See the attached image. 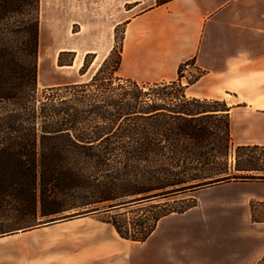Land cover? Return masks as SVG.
<instances>
[{"label": "trees", "instance_id": "trees-1", "mask_svg": "<svg viewBox=\"0 0 264 264\" xmlns=\"http://www.w3.org/2000/svg\"><path fill=\"white\" fill-rule=\"evenodd\" d=\"M39 16L40 0H0V234L96 211L120 238L144 243L161 219L196 206L163 200L264 182V146L233 147L219 102L188 98L181 68L169 83L120 77L122 44L89 82L39 92ZM73 60L61 52L58 64ZM131 211L143 215L129 219Z\"/></svg>", "mask_w": 264, "mask_h": 264}, {"label": "rangeland", "instance_id": "rangeland-1", "mask_svg": "<svg viewBox=\"0 0 264 264\" xmlns=\"http://www.w3.org/2000/svg\"><path fill=\"white\" fill-rule=\"evenodd\" d=\"M127 1L40 0L39 92L55 87L51 85L57 84L60 77L77 73L76 69L80 63L84 65L89 53H83L85 46L95 50L97 57L88 58L89 69L86 68L83 81L91 80L115 48L108 66L113 65L123 32L121 27L112 31L113 24L154 5L153 0H130L135 1L132 2L135 7L126 12ZM70 42L83 49H79L75 68L60 69L58 60L62 50L58 49ZM62 60L70 61L71 55H62ZM78 72L82 73L81 69ZM199 74L197 71L190 79H181L182 86H188ZM229 162H235L234 154ZM224 187H206L188 196L162 201L179 206L188 197L196 200V206L188 211L201 225L193 226L187 234L170 233L171 222H165L146 242L136 243L120 238L104 222L106 215L95 211L85 218L42 223L0 234V264H257L264 256V222H253V218L264 221V201L257 200L255 192L264 194V185ZM141 215L137 211L127 213L129 219ZM179 215L182 214L169 216Z\"/></svg>", "mask_w": 264, "mask_h": 264}, {"label": "crops", "instance_id": "crops-1", "mask_svg": "<svg viewBox=\"0 0 264 264\" xmlns=\"http://www.w3.org/2000/svg\"><path fill=\"white\" fill-rule=\"evenodd\" d=\"M153 1L150 8L112 26V31L123 29L118 75L140 84L169 83L177 81L182 64L191 61L201 77L186 86L187 97L222 105L233 147L264 146V0H172L159 6ZM132 2H126V12L135 7ZM79 49L74 42L61 45L58 51L73 52L74 60L58 67L75 68ZM86 52L97 57L95 50L85 46ZM76 70L51 86L86 82L82 78L87 72ZM228 185L245 188L264 182L210 188ZM255 193L257 200L264 201L263 193ZM165 222H171L170 233L187 234L201 225L188 211L162 219L155 232Z\"/></svg>", "mask_w": 264, "mask_h": 264}, {"label": "built area", "instance_id": "built-area-1", "mask_svg": "<svg viewBox=\"0 0 264 264\" xmlns=\"http://www.w3.org/2000/svg\"><path fill=\"white\" fill-rule=\"evenodd\" d=\"M182 73V80L190 79L196 73L194 64L191 61L184 62L181 66V74Z\"/></svg>", "mask_w": 264, "mask_h": 264}, {"label": "bare ground", "instance_id": "bare-ground-1", "mask_svg": "<svg viewBox=\"0 0 264 264\" xmlns=\"http://www.w3.org/2000/svg\"><path fill=\"white\" fill-rule=\"evenodd\" d=\"M82 66H83V64H82V63H80V64H79V66H78V67H79V69H81V67H82ZM66 68H67V67H66Z\"/></svg>", "mask_w": 264, "mask_h": 264}, {"label": "water", "instance_id": "water-1", "mask_svg": "<svg viewBox=\"0 0 264 264\" xmlns=\"http://www.w3.org/2000/svg\"><path fill=\"white\" fill-rule=\"evenodd\" d=\"M116 207H119V206H116Z\"/></svg>", "mask_w": 264, "mask_h": 264}]
</instances>
